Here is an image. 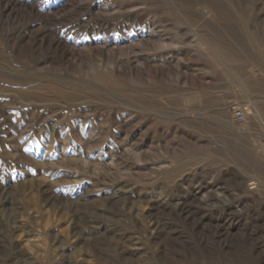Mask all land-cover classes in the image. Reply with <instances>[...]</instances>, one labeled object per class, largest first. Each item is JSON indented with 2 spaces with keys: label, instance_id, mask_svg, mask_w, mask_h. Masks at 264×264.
<instances>
[{
  "label": "rangeland",
  "instance_id": "374dc122",
  "mask_svg": "<svg viewBox=\"0 0 264 264\" xmlns=\"http://www.w3.org/2000/svg\"><path fill=\"white\" fill-rule=\"evenodd\" d=\"M0 264H264V0H0Z\"/></svg>",
  "mask_w": 264,
  "mask_h": 264
},
{
  "label": "built area",
  "instance_id": "2783aa9c",
  "mask_svg": "<svg viewBox=\"0 0 264 264\" xmlns=\"http://www.w3.org/2000/svg\"><path fill=\"white\" fill-rule=\"evenodd\" d=\"M228 111L230 112L234 120H236L237 122H243L245 120L247 113L246 108L231 106L228 108Z\"/></svg>",
  "mask_w": 264,
  "mask_h": 264
}]
</instances>
